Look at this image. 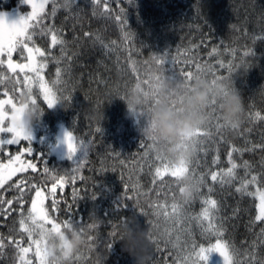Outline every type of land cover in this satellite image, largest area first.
<instances>
[{"label": "trees", "instance_id": "1", "mask_svg": "<svg viewBox=\"0 0 264 264\" xmlns=\"http://www.w3.org/2000/svg\"><path fill=\"white\" fill-rule=\"evenodd\" d=\"M110 6L113 19L100 15L102 7L93 16L90 2L77 0V7L72 12L60 9L55 18L45 21L55 24L58 29L62 28V35L68 41L66 51L72 59L60 65L64 73L63 83L58 88L62 97L70 99L63 100L52 109H47L42 97L39 99L43 114L31 141L34 162L41 169L47 166L57 172L70 170L75 166L74 161L78 160L79 153L71 161L67 159L66 147L62 143L63 133L74 131L77 137L90 142L88 162L81 170L83 179L77 177L75 185L69 183L65 189H58L60 211L51 214L60 221L66 215L74 214L86 224L89 213L93 212L101 221L98 227L88 230V236L91 235L93 240L89 242L87 238L86 245L79 252L83 254V259L76 261L74 257L71 264H85V261L86 264H133L132 258L122 250L119 230L113 242L110 235L112 223L120 225L124 218L135 217L141 229L146 228L153 236L162 238L164 230L170 225L165 223L163 217L152 215L149 204L165 200L171 203L173 193L175 199L183 203L174 178L166 176L164 181H157L153 186L149 164L157 163L152 159L157 152L152 149L149 158H144L143 154L148 149L142 148L141 144H151L140 136L139 128L143 120L134 123L126 118L124 103L116 99L117 93H122L137 80L128 66L129 56L137 62L140 78L145 70L158 67L151 59L153 55L167 53L165 73L177 74L179 78H182L179 76L181 69L191 70L210 80L214 79L213 73L228 77L227 68H221L217 61L223 60L225 65L232 61L230 79L242 96V119L235 131L224 129L220 134L216 132V122L207 120L204 128L210 129L216 140L222 135L223 142L217 145L208 140L203 145L209 149L207 155L203 151L195 153L191 167L197 170V176L208 168L216 170L227 167V151L231 146L251 148L253 144H264V120L249 118V113L264 114V39H256L264 36V0H132V3L128 0H110ZM81 7L85 12H79ZM14 9L23 12L26 7L22 5V0H0V11ZM50 10L51 5L46 8V12ZM117 14L126 20L123 29L131 35L128 41L123 38L120 22L114 18ZM85 31L99 35L108 44L116 41L114 50L109 51L85 37ZM35 39L45 48L50 43L39 36ZM213 49L217 50L216 53L210 54ZM245 50L253 54L244 57ZM50 51L60 55L58 47ZM196 63L200 65L199 73L196 72ZM56 67L55 63H49L45 69L47 80L56 79ZM90 110H94L95 119L89 118ZM7 135L10 134L2 135L1 139ZM26 144L22 142V145L5 146V150L7 152L10 148L15 154L18 147ZM217 146L221 162L213 165ZM237 160L249 161L253 174H256L264 164V150L256 148L255 151H245L242 157L237 155ZM239 171L243 174V169ZM42 179V176H37V182ZM261 179L264 180V177ZM207 183L213 184L210 179ZM134 187L136 193L133 192ZM201 191L207 194V188ZM140 192L142 194L137 201V193ZM12 195L11 191L4 193L6 199L12 198ZM211 195L219 203L217 222L224 224V239L241 250L240 258L243 259L244 249L251 248L253 242L259 244L258 235L261 227H264V223L254 219V198L241 199L234 187H221L219 184L214 185ZM46 203L50 204V200ZM69 204L72 205L71 213L68 212ZM201 207L199 196L185 205L193 215L198 214ZM142 208L148 212L147 216L140 214ZM16 215L13 213L7 221L0 217V224L3 225L0 232L5 237L15 234L9 231L10 228L18 230ZM193 229L195 239L206 246L208 240L202 239L200 229L194 222ZM109 242L114 243L110 249L107 247ZM212 242H215L214 238ZM259 249L264 252V245H259ZM14 254L15 250L9 246L0 264H14ZM176 254L171 246L165 249L161 243V251H157L152 245L151 264H165L166 261L167 264H173ZM31 258L35 264V256Z\"/></svg>", "mask_w": 264, "mask_h": 264}, {"label": "snow or ice", "instance_id": "2", "mask_svg": "<svg viewBox=\"0 0 264 264\" xmlns=\"http://www.w3.org/2000/svg\"><path fill=\"white\" fill-rule=\"evenodd\" d=\"M88 2L92 6L93 16L97 15V10L102 7L103 11L100 15L106 19H113L110 0H88ZM128 2L132 3V0H128ZM22 3L26 4L30 11L25 15H19L17 19L11 22L8 21L6 14L0 13V134H10L6 138L0 139V217L7 221L13 213H17L15 220L18 223V230L15 227L9 229L10 232H15L14 235L5 237L3 232H0V259L4 257L5 250L11 246L15 250L14 264H34L31 256H35V264H46V254L41 240L42 234L50 230L60 231L69 224L84 225L83 219H78L74 214L66 215L60 221L51 213L60 211L61 201L58 199V189H65L69 183L75 185L77 177L83 179L81 170L88 162L90 142L77 137L74 131H65L62 143L66 147L67 159L71 161L79 153L78 160L74 161L75 166L62 172L50 170L47 166L41 169L38 163L34 162L35 155L31 147L32 137L17 131L12 126L11 120L17 108L16 93L20 95L27 92L31 103L38 106L42 113L43 108L38 103L41 97L47 109H52L61 104L63 100L70 99L67 96L62 97L58 88L63 83L62 75L64 73V69L60 65L63 61H71L72 59L66 51L68 41L62 35V28L58 29L55 24L45 23V21L49 18H55L60 9L72 12L74 7H77V0H22ZM49 5H51V10L46 12ZM120 11L123 12V9L121 8ZM79 12L83 13L85 9L81 7ZM114 18L120 22L124 32V40L131 39L130 33L123 29L126 20L118 14ZM38 36L50 41L47 48L41 46L35 39ZM84 36L91 38L109 51L114 50L113 46L116 45V41H111L110 44L105 43L99 35L87 31L84 32ZM74 39H79V37H74ZM256 39H264V36L256 37ZM57 47L60 52L59 56L50 51V49ZM216 51L213 49L210 54H214ZM250 54L253 53L250 50H245L243 56L247 57ZM151 59L160 70L165 71L164 64L168 62L167 53L160 56L153 55ZM192 62L189 61V63ZM49 63L57 65L56 79L52 81L46 79L45 69L48 68ZM217 63L221 68H227L229 76L225 77L213 73V82L230 78L232 61H229L227 65L223 60H218ZM128 66L136 79L139 80L137 62L131 56L128 58ZM173 69L175 70L174 67ZM200 71V65L196 63V72L199 73ZM194 74L196 73L191 70L181 69L179 72V76L189 85ZM145 83L147 82L145 81ZM206 115L209 122H216V132L220 134L225 127L219 122L215 101L209 103ZM249 118L264 120V114L260 112L249 113ZM99 131L100 129L97 128V132ZM202 137L207 139H201ZM190 139L193 151L195 153L203 151L205 155L209 149L203 145L208 140L217 145L223 142L222 135L219 136V140H216L213 138L212 131L205 128L197 129L194 138ZM22 142H27V144L18 147L15 154L11 152L10 148L6 152L5 146L22 145ZM141 147L148 149L143 154L144 158L148 159L150 151L154 149L153 145L141 144ZM256 148L264 150V144H253L251 148L231 146L227 151V167H219L216 170L208 168L199 176H197V170L191 167L192 160L182 163L180 167L173 168L158 153L152 157L157 162L149 164V168L152 170L153 186L157 184V181H164L166 176L174 178L175 181L187 176L191 178V187L194 190L193 195L184 200L183 203L177 201L175 193H173L171 203L165 200L163 202L153 201L149 204L152 215L157 218L163 217L165 223L170 225L164 230L162 238L149 234V238L157 251H161V243L165 249L169 246L175 249L177 254L173 264H208L209 256L213 253L222 259V264H264V252L259 249V245H264V227H261L258 235L259 244L253 242L251 248L244 249V258L241 259V250L224 239L226 231L224 224L217 222L219 203L211 195L214 191V185L219 184L221 187L225 185L234 187L241 199L253 197L254 219L256 222L264 223V180L261 179L264 177V164H262L260 172L253 174V167L249 161L238 162L237 160V155L242 157L245 151H255ZM216 152L217 154L212 160L213 165H219L221 162L218 146ZM28 157L33 159H28ZM142 169L143 165H141ZM240 169H243V174L239 171ZM32 174L36 175L33 176ZM37 176H42L43 179L37 182ZM209 179L213 182L212 185L207 183ZM49 182L50 186H48ZM175 186L178 187L179 192L184 191V187L178 183ZM169 188L171 190V186ZM202 188H207V194L201 191ZM9 191L13 193L12 198L6 199L4 193ZM133 192H137L136 187L133 188ZM141 194L142 192L137 193V201H139ZM75 195L74 189V199ZM157 195H159V190H157ZM197 196L200 197L202 207L198 214L193 215L187 211L185 205ZM128 198L131 199V197ZM49 200L50 204H47L46 202ZM16 205L19 207L17 208ZM71 207L72 205L69 204V213H71ZM140 214L147 216L148 212L142 208ZM193 222L200 229L202 239L208 240L206 246L195 239ZM0 227L3 225L0 224ZM118 227V224L112 223L113 231L110 235L113 237V242L118 234ZM92 229L95 228L89 226V230ZM213 238L214 243L212 242ZM92 240L93 237L89 235L88 241L91 242ZM113 242L108 243V249L112 247ZM89 247H91L90 243ZM82 259V253L75 257L76 261Z\"/></svg>", "mask_w": 264, "mask_h": 264}, {"label": "clouds", "instance_id": "3", "mask_svg": "<svg viewBox=\"0 0 264 264\" xmlns=\"http://www.w3.org/2000/svg\"><path fill=\"white\" fill-rule=\"evenodd\" d=\"M15 99L17 108L11 124L23 135L33 137L43 113L31 103L27 92ZM116 99L124 103L126 118L134 123L143 120L140 136L150 142L173 168L194 157L190 138H194L197 129L207 125L206 113L211 101L216 102L218 118L229 132L238 128L243 114L242 96L230 78L213 82V79L194 74L189 85L184 79L166 74L158 67L145 70L139 80L117 93ZM89 118H96L94 110L89 111ZM176 183L184 187V191L179 192L180 199L184 201L193 195L190 177L178 178ZM100 222V218L90 212L88 223L83 226L69 224L60 231L43 233L41 240L46 264H71L86 245L89 226L96 228ZM118 230L122 250L132 258L133 264H151L153 243L150 232L141 229L135 217L121 221Z\"/></svg>", "mask_w": 264, "mask_h": 264}, {"label": "rangeland", "instance_id": "4", "mask_svg": "<svg viewBox=\"0 0 264 264\" xmlns=\"http://www.w3.org/2000/svg\"><path fill=\"white\" fill-rule=\"evenodd\" d=\"M22 5L26 7V10H24L23 12L18 10V11H0V13L6 14L8 21L11 22L17 19L19 15H25L28 11H30V8L26 4L22 3ZM2 135L4 134H0V139ZM208 264H222V259L217 254L213 253L209 256Z\"/></svg>", "mask_w": 264, "mask_h": 264}]
</instances>
